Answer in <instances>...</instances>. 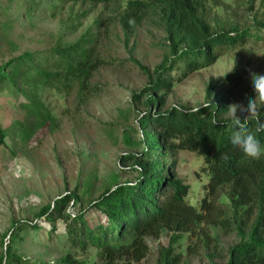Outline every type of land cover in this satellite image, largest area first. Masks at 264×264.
Masks as SVG:
<instances>
[{"label": "trees", "instance_id": "1", "mask_svg": "<svg viewBox=\"0 0 264 264\" xmlns=\"http://www.w3.org/2000/svg\"><path fill=\"white\" fill-rule=\"evenodd\" d=\"M77 4L88 9L72 13ZM226 4L227 0H0V91L20 107L16 128L24 139L31 137L34 129L53 132L58 127L45 103L47 95L77 92L79 101L85 102L98 92L93 78L109 64L103 53L105 9L106 18L117 22L127 39L151 20L166 41L162 60L153 70L132 60L147 83L130 94L142 133L136 143L140 150L119 157L121 171L131 180L106 186L96 198L88 197L86 208L76 214L66 210L71 200L83 205L80 197L84 196L76 192L56 199L53 206L48 204L36 214L50 224L47 241L43 240L49 249L58 251L54 264L139 263L150 252L148 238H159L164 232L171 233V243L159 246L157 264H181L183 256L176 251V244L182 233L189 232L203 238V244L188 243L187 253L206 247L209 264H264V155L254 160L232 148L231 120L236 116L227 115L239 82L248 77L244 113L237 116L264 146V131L256 132L264 122V107L254 103V112L247 114L255 96L252 76L264 75V64L250 72V62L242 66L240 59L253 52L251 47H264V0L250 23L222 19L219 10L227 9ZM67 7L72 9L70 17L51 47L6 58L14 49L8 40L14 22L22 18L32 22L40 15L55 17ZM98 7L101 9L90 26L82 28L75 39L64 40ZM228 54L235 60L233 72L207 84L201 106H168L169 94L177 84ZM6 138V128L0 125V144H5ZM180 150L200 156L204 163L201 170L208 175L205 196L197 207L186 202L189 185L176 176L177 161H170ZM223 194L229 200L230 215L218 203ZM25 225L12 223L0 264L29 260L16 253L13 244L23 241L25 234L38 237L43 227L37 222ZM209 226L224 234L235 233L237 242L218 245ZM89 250L95 253L89 255ZM35 264L47 263L35 260Z\"/></svg>", "mask_w": 264, "mask_h": 264}, {"label": "rangeland", "instance_id": "2", "mask_svg": "<svg viewBox=\"0 0 264 264\" xmlns=\"http://www.w3.org/2000/svg\"><path fill=\"white\" fill-rule=\"evenodd\" d=\"M259 5L260 0L252 3L250 0H227V9L219 10L218 15L222 19L250 23L254 13L260 10ZM84 9L88 7L77 4L73 11L67 7L55 17L40 15L32 22L26 18L14 22L8 36L14 49L6 58L51 47L62 35L70 12L80 13ZM100 9L98 7L89 12L79 30L64 36V40L75 39L82 28L91 25ZM107 14L105 9L103 53L109 64L93 78L92 83L97 86L98 92L85 102L79 101L77 92L71 95L56 92L47 95L45 103L58 123L53 132L34 129L32 136L24 139L16 128L17 119L21 116L20 107L13 104L11 96H5L0 91V125L7 132L5 144H0V256L8 244L13 222L20 221L22 228L26 227L27 221L37 222L43 227L38 237L25 234L20 228V235L25 234V237L23 241L13 244L15 252L29 259L23 264H35V260L54 264L58 251L49 249L47 242H44L47 241L46 231L50 229V224L36 216L39 210L48 204L53 206L56 199L68 193L76 192L84 196L80 197L84 200L83 205H74L71 200L66 209L68 213L76 214L86 208L88 197L96 198L106 186L131 180V176L121 171L119 157L123 153L140 150L136 143L142 133L136 124L130 94L147 83V77L132 60L153 70L162 60L166 41L162 31L151 20L145 21L127 39L119 24L110 23L112 20L106 18ZM251 50V54L241 55L240 59L242 66L249 61L250 72H254L264 64V47H251ZM234 68L233 55L228 54L213 65L191 74L174 87L169 94L168 106H201L205 102L207 84L230 75ZM247 84L248 77L239 82L233 93V106L237 107V112H229L228 116L244 113ZM219 90L224 92L226 88ZM255 103L257 107H264V101L259 98ZM173 160L177 161L176 176L189 185L186 202L197 207L205 196L208 182V175L201 170L203 159L192 151L180 150L170 159ZM218 203L225 208L226 215L231 214L229 200L224 194ZM90 214L95 217L94 211ZM208 230L211 236L219 240L218 245L227 247L237 242L235 233L224 234L214 226H209ZM181 235L183 238L176 244V251L183 256L181 264H209L206 256L209 250L206 247L199 246L197 253H187L188 243L197 241V245H202L203 238L191 232ZM170 243L171 233L164 232L159 238L150 237V252L145 259L139 263L120 260L115 264H157L159 246ZM94 253L89 250V255Z\"/></svg>", "mask_w": 264, "mask_h": 264}, {"label": "clouds", "instance_id": "3", "mask_svg": "<svg viewBox=\"0 0 264 264\" xmlns=\"http://www.w3.org/2000/svg\"><path fill=\"white\" fill-rule=\"evenodd\" d=\"M131 22V21H130ZM253 89L256 93V99L264 101V75L256 74L252 76ZM249 101L247 114L251 115L254 112L253 105L256 101ZM232 113L237 112L236 106H230L227 110ZM233 132L230 137V144L233 149L241 151L246 157L251 159H259L264 155V146L261 145L257 137L249 131L245 122L236 116L231 120ZM264 131V122H261L256 132Z\"/></svg>", "mask_w": 264, "mask_h": 264}]
</instances>
